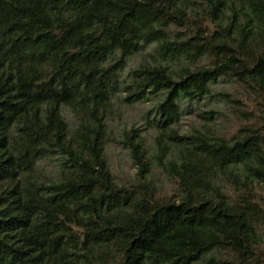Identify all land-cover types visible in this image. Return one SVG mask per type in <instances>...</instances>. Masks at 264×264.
<instances>
[{
  "label": "trees",
  "instance_id": "trees-1",
  "mask_svg": "<svg viewBox=\"0 0 264 264\" xmlns=\"http://www.w3.org/2000/svg\"><path fill=\"white\" fill-rule=\"evenodd\" d=\"M154 43L155 61L131 71L126 100L165 91L157 163L179 179V200L120 186L106 157L116 78ZM222 76L264 98V0H0V264H194L219 249L234 257L215 264H264L255 200L264 135L161 140L180 99L202 98ZM124 143L146 178L142 141ZM52 156L56 175L39 181Z\"/></svg>",
  "mask_w": 264,
  "mask_h": 264
},
{
  "label": "rangeland",
  "instance_id": "rangeland-1",
  "mask_svg": "<svg viewBox=\"0 0 264 264\" xmlns=\"http://www.w3.org/2000/svg\"><path fill=\"white\" fill-rule=\"evenodd\" d=\"M204 23L203 21L202 24ZM185 30L189 31L191 27ZM155 55L154 43L128 56L119 71L114 83L112 104L107 113L106 157L114 180L120 186L142 193L146 188H141L140 185L144 184L148 187L147 194L150 197L161 201L179 200L182 195L179 179L157 163L162 134L158 126L160 119L158 106L165 98V91L147 93L144 99L138 101L126 100V89L131 83V71L143 63H154ZM119 56L120 52L117 51L110 62ZM209 62L210 60L204 58L192 63L191 66H205L209 65ZM178 64L174 62L171 65L176 67ZM179 104L178 119L168 128L161 140L172 142L169 135L188 134L197 130L209 136L226 139L240 137L251 131L264 135V98L255 89L234 77L222 76L217 82L212 83L209 93L202 98L195 100L182 98ZM63 115L69 129L75 130L78 126L76 115L65 106ZM128 135L134 136L135 141L141 140L145 147L151 170L144 179L139 176V167L133 158L131 148L124 143ZM167 159H177V155L171 151ZM59 167L60 160L57 156L48 157L38 164L36 176L39 181L48 182L54 178ZM225 188L231 195L233 194L230 185H225ZM256 193L255 200L264 209V182L257 186ZM260 234L259 251L264 257V224L260 226ZM233 257L234 254L230 250H213L203 254L194 264H215L220 259Z\"/></svg>",
  "mask_w": 264,
  "mask_h": 264
}]
</instances>
